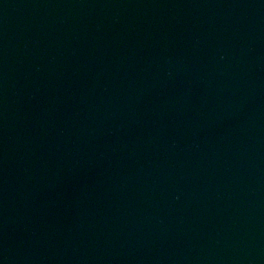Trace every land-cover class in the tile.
Listing matches in <instances>:
<instances>
[{
    "label": "water",
    "instance_id": "1",
    "mask_svg": "<svg viewBox=\"0 0 264 264\" xmlns=\"http://www.w3.org/2000/svg\"><path fill=\"white\" fill-rule=\"evenodd\" d=\"M0 264H264V0H0Z\"/></svg>",
    "mask_w": 264,
    "mask_h": 264
}]
</instances>
